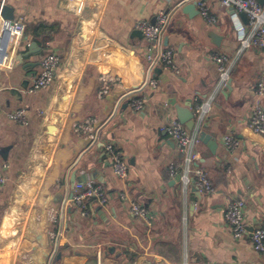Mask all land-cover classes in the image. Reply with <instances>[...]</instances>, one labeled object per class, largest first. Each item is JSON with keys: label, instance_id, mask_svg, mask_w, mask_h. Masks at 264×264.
Here are the masks:
<instances>
[{"label": "crops", "instance_id": "obj_1", "mask_svg": "<svg viewBox=\"0 0 264 264\" xmlns=\"http://www.w3.org/2000/svg\"><path fill=\"white\" fill-rule=\"evenodd\" d=\"M193 1L0 0L14 16L12 27L0 25V172L7 176L0 188V264H24L26 257L30 264H264L249 237H234L226 218L230 202L240 197L249 229L264 219V135L249 127L254 90L264 79V46L241 50L237 12L222 0H205L217 23ZM188 3L193 7L184 10ZM162 11L171 16L164 43L174 47L180 71L155 72L159 87L138 94L145 107L127 105L111 117L120 92L136 89L147 75L153 42L136 24L153 22ZM47 48L61 56L55 80L30 93L21 83L39 74ZM219 51L231 58L230 86L229 80L221 85L210 57ZM104 67L120 74L125 86L100 99ZM14 86L22 100L7 91ZM188 102L193 109L210 104L194 129L184 125L198 139L194 148L214 183L211 193L183 184L184 154L160 129L179 118L174 103ZM22 107L28 124L8 117ZM88 119L99 131L96 143L75 129ZM231 132L240 140L235 150L224 144ZM107 142L123 152L126 178L115 174ZM89 183L106 187L107 204L91 200L85 216L70 202L62 224L47 219L79 184ZM121 192L148 208L150 224L132 214ZM56 230L63 232L62 256L51 262Z\"/></svg>", "mask_w": 264, "mask_h": 264}, {"label": "built area", "instance_id": "obj_2", "mask_svg": "<svg viewBox=\"0 0 264 264\" xmlns=\"http://www.w3.org/2000/svg\"><path fill=\"white\" fill-rule=\"evenodd\" d=\"M202 16L213 23L218 22V18L213 16L210 11V6L205 0H197ZM0 7V25L5 21L2 15V7ZM222 5L232 7L237 12L235 19V26L238 31L241 50H245L251 46H264V4L259 0H222ZM246 12L248 15V23L245 24L238 15ZM170 14L164 11L160 12L155 22L148 20H140L136 24V28L142 31L144 36L153 42V46L147 53L148 68L147 75L142 84L136 89L132 88L120 92L113 108L111 117L115 116L122 105L127 101L128 105L136 110H142L145 107V98L139 96L141 92L145 91L147 87L158 88L159 80L155 76V69L162 67L179 72V68L175 61V49L164 43V34L170 22ZM6 22V21H5ZM50 45V42H47ZM210 57L217 62L220 72L221 85L225 86L231 74V58L225 52L219 51L211 53ZM61 63V56L47 48L41 61V70L39 74L33 79V82L28 86L27 90L30 93H35L47 86H49L56 76V72ZM125 80L114 69L104 67L100 74V85L98 88V97L100 99L108 96L113 90L120 89L125 86ZM210 110L209 103H198L194 107L197 118L202 119ZM8 117L28 124L29 118L26 108L22 107L11 111ZM250 129L260 135H264V79L257 83L254 90V100L251 109V116L249 120ZM77 132H82L90 136L93 143L99 139V131L94 127V120H86L84 122H77L75 124ZM161 131L166 132L174 138L181 152L184 154V167L182 180L185 186L192 183L199 188L200 191L211 193L215 190L214 183L209 174L199 164L200 155L195 150V145L198 141L196 134L190 132L187 127L179 119H172L161 126ZM1 137V134H0ZM224 144L230 150H235L240 145L239 138L233 133H228L224 136ZM105 152L110 157L112 167L117 176L126 178L129 172V164L124 157L121 149L114 142H107L105 144ZM8 165L5 164V167ZM177 170L176 164L170 165V171L175 174ZM7 182V176L0 172V188ZM75 189L71 196H67L63 201V206L59 209L52 208L49 210L47 219L57 224H62L65 217V208L72 202L83 215L90 213L89 204L91 200L98 201L105 205L109 202V193L106 187L101 183H89ZM120 198L123 201H130V210L132 214L138 218L144 219L149 224L151 223V212L148 208L139 202L129 200L126 192L120 193ZM245 207L246 201L243 198H234L227 210L226 218L229 222L233 235L235 238L249 237L254 249L264 257V219L253 229H249L245 222ZM54 240V246L50 254V261L52 262L58 253L59 243L63 236L61 230L51 232ZM31 260L25 258L24 264H30Z\"/></svg>", "mask_w": 264, "mask_h": 264}, {"label": "water", "instance_id": "obj_3", "mask_svg": "<svg viewBox=\"0 0 264 264\" xmlns=\"http://www.w3.org/2000/svg\"><path fill=\"white\" fill-rule=\"evenodd\" d=\"M193 3V5L197 8V1H193L191 2ZM191 3H188V4H185L183 6V9H191L193 6ZM1 7V5H0ZM2 15L3 17L5 18V21L6 23L12 27L13 26V23H14V16L12 15V10L9 6H6L4 5L2 7ZM242 19L244 20L245 23H248V15L246 12H242L240 13ZM156 20H153V22H155ZM142 33V31H140ZM212 36H215V32H211ZM166 41V40H165ZM33 54V53H36V51H30L29 54ZM28 55V54H27ZM163 71V68L162 67H157L155 69V72L158 73V74H161ZM28 77L21 83V88L23 89H27L29 84H30V78H32V76L30 74L27 75ZM232 82V79L229 80V85L231 84ZM20 87H10V88H7V91H9L10 93H12L13 95H15L17 98H19L20 100L23 99V92L21 90ZM117 99V97H116ZM115 99V100H116ZM175 106H176V109H177V112H178V119L183 122L184 124L187 125V127H189L190 129H194V127L196 126L197 124V116L195 114V111L193 109V103L192 102H188L185 104V106H181L177 103H174ZM128 105V102L126 101L122 107H125ZM75 175H76V172H73V176H72V179L75 180ZM251 230V229H250ZM50 254L51 252L49 253V258H50ZM61 256H62V251H59L58 254H57V257H56V261L60 260L61 259Z\"/></svg>", "mask_w": 264, "mask_h": 264}]
</instances>
